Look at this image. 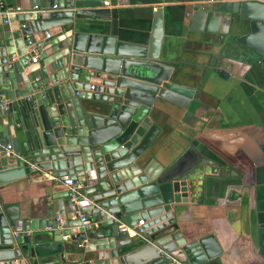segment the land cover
I'll use <instances>...</instances> for the list:
<instances>
[{
  "label": "water",
  "instance_id": "95a60500",
  "mask_svg": "<svg viewBox=\"0 0 264 264\" xmlns=\"http://www.w3.org/2000/svg\"><path fill=\"white\" fill-rule=\"evenodd\" d=\"M103 1L0 6V95L10 102L0 109V264H215L213 235L183 229L170 208L207 192L221 167L201 151L166 162L153 149V107L164 99L186 108L193 94L159 53L163 0H107L154 5L147 40L112 28ZM194 6L191 26L202 22L234 56L264 62V0ZM46 170L79 184L74 200L65 189L34 217L7 201L3 185ZM259 244L264 254V228Z\"/></svg>",
  "mask_w": 264,
  "mask_h": 264
},
{
  "label": "crops",
  "instance_id": "0c3cea01",
  "mask_svg": "<svg viewBox=\"0 0 264 264\" xmlns=\"http://www.w3.org/2000/svg\"><path fill=\"white\" fill-rule=\"evenodd\" d=\"M13 2L12 10L21 8L19 0ZM194 2L158 4L162 8L159 53L167 64L179 68V82L193 88V94L186 108L164 99L153 107L159 127L153 149L166 162L201 151L221 167L219 175H210L207 192L201 189L188 193L192 201L171 203L174 220L195 235H213L218 248L215 264H264L259 244V231L264 228V62L234 56L229 42L206 32L202 22L191 26ZM104 7L110 10L116 31L148 39L154 5ZM47 32L50 36L45 39L53 37L55 29ZM39 175L44 178L27 181ZM59 177L49 170L36 172L3 185L1 191L9 203L34 217L41 215L52 195L66 189Z\"/></svg>",
  "mask_w": 264,
  "mask_h": 264
},
{
  "label": "built area",
  "instance_id": "2783aa9c",
  "mask_svg": "<svg viewBox=\"0 0 264 264\" xmlns=\"http://www.w3.org/2000/svg\"><path fill=\"white\" fill-rule=\"evenodd\" d=\"M3 0H0V6H2ZM103 6H108V1H103L102 2ZM55 5H52V8H55ZM31 10H35V7H32ZM22 12V11H27V10H23L20 7H15L13 10L12 8H7L5 9L4 12ZM50 35L48 32H45V37L48 38ZM27 43L29 44V40L27 41ZM32 61L35 60V58L33 56H31ZM9 101L4 99L2 96H0V109H7L9 106ZM6 153L9 152L10 150V146L9 144H6L4 146ZM60 181L62 182V184L65 186L68 195L71 197L72 200L75 199V195L78 193L77 189L79 188V184L73 183V181L71 179H69L66 175L60 176L59 177ZM78 218L79 221L81 223V226H89L90 222L88 219H86L81 213H78ZM142 223L141 220H139L136 225H140ZM131 233V232H130Z\"/></svg>",
  "mask_w": 264,
  "mask_h": 264
}]
</instances>
